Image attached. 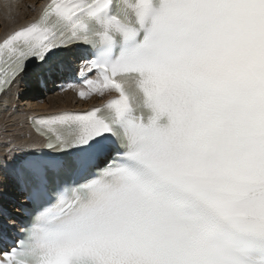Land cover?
<instances>
[{
	"label": "snow or ice",
	"instance_id": "obj_1",
	"mask_svg": "<svg viewBox=\"0 0 264 264\" xmlns=\"http://www.w3.org/2000/svg\"><path fill=\"white\" fill-rule=\"evenodd\" d=\"M73 47L79 97L118 95L30 117L0 264H264V0H50L0 42V92Z\"/></svg>",
	"mask_w": 264,
	"mask_h": 264
},
{
	"label": "bare ground",
	"instance_id": "obj_2",
	"mask_svg": "<svg viewBox=\"0 0 264 264\" xmlns=\"http://www.w3.org/2000/svg\"><path fill=\"white\" fill-rule=\"evenodd\" d=\"M16 1L18 0H0V41L10 33L30 24L32 16L50 0H21L18 4ZM81 51L73 47L66 52L59 53L54 62L28 69L7 90L2 92L0 95V160L7 159L10 154L15 155V153H10L11 149L32 151L44 143L43 138L30 127V117L62 111L86 112L113 94V91L106 92L102 97L94 94L85 100H82L74 89L58 90L57 93L45 95L44 99L40 98L41 100H32L23 94L24 91L32 89L35 91L37 88L40 91L49 78H55L56 76L51 72L55 62L59 63L56 66L58 73H62L63 70L76 72L83 63ZM45 73L48 75L45 76ZM41 82H45L44 85H41ZM49 87H52V84L46 86L45 90ZM56 89L58 88L55 86L54 90ZM22 98L25 99L22 100ZM22 105L25 106L23 109L20 108ZM0 191L3 192V196L0 197V203H4L2 208L9 207L8 205L13 203L10 199H6L4 193H12L19 197L20 187L7 167L0 168ZM18 201L20 202V199ZM15 207L14 211L20 215L18 204H15ZM2 212L6 214L4 210ZM17 216L13 215L7 221L13 224ZM4 221L6 219H1L0 215V233L8 228L4 227L6 223Z\"/></svg>",
	"mask_w": 264,
	"mask_h": 264
},
{
	"label": "rangeland",
	"instance_id": "obj_3",
	"mask_svg": "<svg viewBox=\"0 0 264 264\" xmlns=\"http://www.w3.org/2000/svg\"><path fill=\"white\" fill-rule=\"evenodd\" d=\"M19 1H21V0H18V1H16V4H18V3H20ZM55 65V66H54ZM59 65V63H57V62H55L53 65H52V68H51V72H52V75L54 74L55 76L57 75V67L56 66H58ZM55 67H56V69H55ZM47 73H45V76H47L46 75ZM53 79V78H52ZM51 78H49V80H48V82H47V85H49V83L50 84H52V87H49V88H47L46 90H45V88H43V89H41L40 87V91H39V89L37 88L35 91H33L34 89H32L31 91H24L23 92V94H25V96H27L28 98H30V99H32V100H38V99H44L45 98V95H47V94H51V93H57L58 91H57V89H56V91L54 90V87H55V82H53V81H51L52 80ZM37 80V79H36ZM23 87H24V85H23ZM22 87H20V89H21ZM50 89V90H49ZM55 91V92H54ZM35 96V97H34ZM25 99V98H24ZM23 98H22V100H24ZM40 99V100H41ZM16 100H17V97H16ZM23 102V101H22ZM44 103V102H43ZM23 104V103H22ZM23 107H25L24 105H22V107H20V108H22L23 109ZM19 108V107H18ZM1 196H3V192H1L0 191V197ZM4 196L6 197V199H10L13 203L12 204H9L8 206L9 207H6V208H2V207H4V203H0V215H1V219L2 218H5L6 219V221H4V222H6V223H4V225H6V224H9L10 222L9 221H7L8 220V218H7V216L9 217V218H12V216L14 215H18L15 211H14V209L16 208L15 207V204H18L19 203V197L17 196V195H13L12 193H10V194H6V193H4ZM17 196V197H16ZM10 197V198H9ZM18 202V203H17ZM2 210H4V212L6 213L5 215H4V213L2 212Z\"/></svg>",
	"mask_w": 264,
	"mask_h": 264
}]
</instances>
